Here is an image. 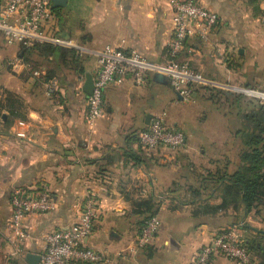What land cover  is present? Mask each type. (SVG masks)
Wrapping results in <instances>:
<instances>
[{
  "label": "crops",
  "instance_id": "0c3cea01",
  "mask_svg": "<svg viewBox=\"0 0 264 264\" xmlns=\"http://www.w3.org/2000/svg\"><path fill=\"white\" fill-rule=\"evenodd\" d=\"M6 1L0 0V8ZM198 1L219 16L220 24L207 44L190 38L178 62L205 79L264 92V2ZM53 10L48 30L90 51L79 56V66L52 57L26 63L21 45L8 46L0 36V234L6 250L13 251L8 243L13 189L42 184L49 188L56 210L26 217L24 228L31 238L23 245L24 257L40 256L47 235L77 224L89 193L96 197L98 213L87 247L106 254L111 264H190L194 253L229 226L242 225L243 240L264 233V210L247 213L239 205L207 213V207L224 202L217 179L232 175L240 165L237 135L242 121L233 102L200 88L188 101L200 106L183 108L188 102L150 74L142 86L132 78L109 85L103 115L92 125L88 122L89 96L83 86L97 72L96 53L111 46L136 51L152 63L170 60V0H67L66 7ZM36 64L46 77L51 73L61 81L55 98H47L45 86L33 77ZM8 92L16 101L15 116L6 105ZM256 105L245 98L240 108L245 114ZM174 110L179 113L174 115ZM162 115L167 127L185 135V146L176 152H147L139 134ZM156 201V217L170 229L158 231L138 250L135 243L145 216L137 209ZM19 261L27 264L25 258ZM229 263L222 257L211 261Z\"/></svg>",
  "mask_w": 264,
  "mask_h": 264
},
{
  "label": "built area",
  "instance_id": "2783aa9c",
  "mask_svg": "<svg viewBox=\"0 0 264 264\" xmlns=\"http://www.w3.org/2000/svg\"><path fill=\"white\" fill-rule=\"evenodd\" d=\"M173 11V34L168 45L170 60L167 63H152L136 51L123 48L105 47L96 53L98 69L93 77V92L88 100V122L92 125L104 112V93L106 88L125 78H132L138 86L146 83L150 74L165 76L174 92L184 101L192 100L200 88L231 91L264 105V92L236 88L205 79L192 70L188 64L178 62L190 38H198L209 43L213 31L219 26L220 18L198 0H170ZM54 18L51 0H7L0 8V36H4L8 46L20 44L25 48L34 45H54L73 48L82 57L90 51L66 42L50 34L49 24ZM264 23V16L261 20ZM21 60L16 59L15 63ZM33 77L45 86V96L55 98L60 90L59 80L47 79L42 70L32 72ZM19 137H24L18 134ZM186 143L185 135L166 126L165 117L156 116L149 128L139 134V144L151 152L159 148L176 152ZM12 218L9 224L8 243L19 259H23V245L30 239L24 228V220L30 214H47L56 210V202L46 185L35 188L17 187L10 197ZM98 203L93 194L84 198L79 219L74 226L57 230L45 239L46 247L40 255L39 264H111L113 260L106 254L87 247L88 239L95 231ZM239 225L229 226L213 236L210 243L193 254L190 264H211L216 256H222L239 264H255L251 254L243 245ZM160 222L152 218L139 232L136 249H144L155 238Z\"/></svg>",
  "mask_w": 264,
  "mask_h": 264
},
{
  "label": "trees",
  "instance_id": "16d2710c",
  "mask_svg": "<svg viewBox=\"0 0 264 264\" xmlns=\"http://www.w3.org/2000/svg\"><path fill=\"white\" fill-rule=\"evenodd\" d=\"M245 1L250 4L264 2V0ZM50 34L52 33L50 32ZM21 53H23L25 62L29 64L36 57L44 61H48L52 57L54 60L58 59L62 62L64 61L66 64L71 63V65L79 66L80 57L75 50H63V48L54 45H34L31 48L21 46ZM38 65H34L32 70H38ZM53 78H56V76L51 73L47 74V79ZM205 89L215 95L224 97L228 103L233 102L236 104L241 113L239 114V119L242 121V128L238 131L237 135L241 141L240 165L236 167L232 175H224L217 179V183L222 185L225 193L224 202L217 208L207 207V213H215L227 207L235 209L237 206L243 205L247 213L256 210L259 214L264 210V105L257 104V107L253 106L252 109L245 111L244 114L240 108L241 104L245 101L243 96H233L217 89ZM13 96L12 93L8 92L5 101L7 107L11 109V115L15 116L14 105L16 101ZM0 105H3V103L0 102ZM137 210L139 214L145 216V220L141 224V231L149 220L157 216L160 210V203L156 201L154 204H143ZM240 229L244 231L242 225ZM6 244L7 242L0 236V264H2L3 258L9 259L4 256L2 251L5 249ZM243 245L247 252L251 254L255 264H264V233H260V235H257L253 239L245 238ZM7 262L10 264H20L19 258H10Z\"/></svg>",
  "mask_w": 264,
  "mask_h": 264
},
{
  "label": "water",
  "instance_id": "95a60500",
  "mask_svg": "<svg viewBox=\"0 0 264 264\" xmlns=\"http://www.w3.org/2000/svg\"><path fill=\"white\" fill-rule=\"evenodd\" d=\"M53 9L57 8H64L67 6V0H51ZM156 78H162L165 82H167L169 85L168 79L161 75V74H155ZM83 91L90 97L93 92V76L88 75L86 77L85 84L83 86ZM150 118V116H149ZM25 261L27 264H39L40 262V256L39 255H33V254H28L25 257Z\"/></svg>",
  "mask_w": 264,
  "mask_h": 264
},
{
  "label": "rangeland",
  "instance_id": "374dc122",
  "mask_svg": "<svg viewBox=\"0 0 264 264\" xmlns=\"http://www.w3.org/2000/svg\"><path fill=\"white\" fill-rule=\"evenodd\" d=\"M53 13H54V11H53ZM185 104H183V106H184ZM198 106H200V104H192L191 102L189 103H186V105L183 107V108H191V107H197L198 108ZM179 113V111L178 110H174L173 111V114L174 115H177ZM191 113V111H187L186 112V114H190ZM172 117H175V116H172ZM191 196V195H190ZM166 223V224H165ZM164 224H165V226H164ZM170 229V227L168 226V224H167V222H164V223H162V225H160V227H159V231L160 230H162L163 232H168V230ZM172 229H174V227H172ZM171 229V230H172ZM158 234V233H157ZM171 235H174V234H171ZM0 236L2 237V235L0 234ZM3 239V238H2ZM8 247V246H7ZM9 248V247H8ZM7 248L5 247V249L4 250H2L3 251V253H4V256H6L7 258H19L17 255H16V253L14 252V251H11V252H9L10 251V249H8V250H6ZM11 249H12V247H11ZM7 251V252H6ZM216 257H222V256H216ZM222 258H224V259H226V260H228L229 262H231V263H229V264H239V263H237V262H235V261H233V260H230V259H227V258H225V257H222ZM9 259H2V264H10L9 262H7Z\"/></svg>",
  "mask_w": 264,
  "mask_h": 264
}]
</instances>
